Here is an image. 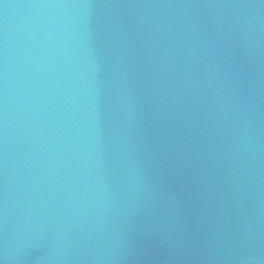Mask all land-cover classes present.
<instances>
[{
    "label": "water",
    "instance_id": "95a60500",
    "mask_svg": "<svg viewBox=\"0 0 264 264\" xmlns=\"http://www.w3.org/2000/svg\"><path fill=\"white\" fill-rule=\"evenodd\" d=\"M0 264H264V0H0Z\"/></svg>",
    "mask_w": 264,
    "mask_h": 264
}]
</instances>
